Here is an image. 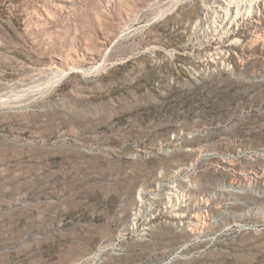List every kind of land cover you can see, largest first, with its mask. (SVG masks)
I'll list each match as a JSON object with an SVG mask.
<instances>
[{
    "label": "rangeland",
    "instance_id": "1",
    "mask_svg": "<svg viewBox=\"0 0 264 264\" xmlns=\"http://www.w3.org/2000/svg\"><path fill=\"white\" fill-rule=\"evenodd\" d=\"M215 2L0 0V264H264V2Z\"/></svg>",
    "mask_w": 264,
    "mask_h": 264
},
{
    "label": "bare ground",
    "instance_id": "2",
    "mask_svg": "<svg viewBox=\"0 0 264 264\" xmlns=\"http://www.w3.org/2000/svg\"><path fill=\"white\" fill-rule=\"evenodd\" d=\"M263 2L264 0H241L234 5L232 2L227 4L225 0H216V6L214 7L213 12L223 18L226 9V20L230 22L231 20L237 21L238 19L244 18L246 14H256V10L261 8ZM225 5L226 8H223ZM209 21L208 18H205L202 21V24L207 25L209 24ZM259 40H264V33L259 32L256 34L254 41L257 42ZM170 195L171 198H168V203L172 206L171 215L177 219L184 220L185 216L183 215V212L189 209V204H187L188 200L184 199V196H181L178 192L171 191ZM175 198L178 199L176 203ZM208 222L209 220L207 216L202 218L199 217L195 223V234L199 233L203 227L208 226Z\"/></svg>",
    "mask_w": 264,
    "mask_h": 264
}]
</instances>
